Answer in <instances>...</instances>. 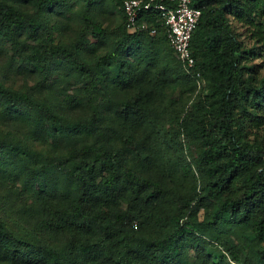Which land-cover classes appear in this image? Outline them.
Instances as JSON below:
<instances>
[{"label": "trees", "instance_id": "trees-1", "mask_svg": "<svg viewBox=\"0 0 264 264\" xmlns=\"http://www.w3.org/2000/svg\"><path fill=\"white\" fill-rule=\"evenodd\" d=\"M60 2L0 0V42L38 72L40 88L52 64L71 65L82 98L68 95L64 112L84 108L50 112L33 87L0 81L3 115L27 116L30 135L42 139L0 134V173L28 196L14 215L0 210V264H188L185 248L198 264H264V0H192L201 10L190 39L200 86L169 45L159 13L142 16L155 35L129 32L117 0L113 46L89 64L78 60L87 40L61 45L40 19ZM85 19L101 40V23ZM156 35L167 50L153 59L139 49ZM112 66L114 78L97 72ZM178 85L200 95L181 118ZM167 117L170 125L180 118L177 128L165 129ZM43 144L45 156L34 148ZM157 148L172 155L160 161ZM201 226L224 253L206 249Z\"/></svg>", "mask_w": 264, "mask_h": 264}, {"label": "rangeland", "instance_id": "rangeland-1", "mask_svg": "<svg viewBox=\"0 0 264 264\" xmlns=\"http://www.w3.org/2000/svg\"><path fill=\"white\" fill-rule=\"evenodd\" d=\"M20 4L24 10L29 11V13H34L30 4L22 3V1ZM86 16L101 23L102 28L105 29L106 34L101 40H98L97 37L92 35L90 27L88 26V20L85 19ZM40 19L41 21L43 20L47 28L46 30H50L53 34L55 42L61 45L72 46L76 44L78 37L87 40L83 52L78 53V60L89 64H94L93 60L95 58L99 60L103 54L112 48L116 39L113 31L116 29V26L122 22L120 5L117 3V0H61L55 12L49 14L44 13ZM233 26L236 28L237 32L243 34L245 27H242L237 22H233ZM159 38L160 35H156V42L149 43L147 47L139 49L140 52L148 49L153 59L161 56L167 49H164V43ZM241 38L247 46L252 45V42L244 37V35H241ZM166 48L170 50L169 46H166ZM156 51H158V55ZM134 56L135 54L130 52L128 55L129 60H134ZM172 56L173 57L169 59L174 61L175 57L173 54ZM139 59L144 66V56L140 55ZM254 62H259V59L255 58ZM97 72L101 75L109 76L110 79L114 78L116 74L114 66L108 69H97ZM37 73L38 72L27 65L21 57L14 54L9 44L0 42V81L2 83L19 89L33 87L37 95H39V98L47 105V110L54 113L57 111L64 112L67 109L69 104L67 103L68 95L74 96L77 101L82 98L80 92L82 86L81 83L75 81L76 71L71 65H66L62 62L52 64L47 74L48 80L41 88L37 86L39 80ZM203 83L204 81H202V85ZM109 86L114 88L111 84H109ZM123 95L126 96L128 93L124 92L122 96ZM173 97L178 100H176L178 110L180 111V108L182 109L179 114L181 118V116L185 114V111L191 109V105L199 100L200 95L198 92L184 91V88L178 85L173 92ZM83 110V107L76 106L69 112H64L62 114L68 113L74 116L75 114L79 115ZM180 118L174 119V125H170L168 123L171 122V118L167 117L165 129L170 131V129L177 128V122H179ZM31 128L32 124L27 116L18 113H14L11 117L4 116L0 110V134L4 133L8 135L9 138H13L14 136L23 138L24 134H27L33 140L41 143L42 139L37 133L33 131L30 135ZM183 138L182 136L181 142L187 147L186 140ZM34 148L42 153V156L48 155L50 151L46 144L37 145ZM167 155L171 156L172 151L167 153L166 150L161 149L159 151L157 148L154 153V157L156 159L158 158L160 161ZM2 169H0L1 172L3 171ZM58 176L57 174L56 177ZM11 185V180L5 178L0 173V210L3 215L7 213L8 215L6 214V216L8 217H10L9 215H14L17 210H20L17 208H19L25 200H28L27 195L20 194L17 190L18 183H16L14 188L11 187ZM184 185L187 186L188 183L184 182ZM182 191L184 194H181V198L186 199L185 194L190 190L184 187ZM199 216L200 220H202V211ZM23 218L26 219L27 217L23 216ZM199 228H201L199 239L202 240L201 243L206 246V249L208 251L214 250L224 253L223 248L219 246L218 241H216L214 237L215 232L210 228L207 229L202 226ZM53 242L57 241L54 240ZM183 253L189 262L188 264H198L196 263L195 254L191 248H185Z\"/></svg>", "mask_w": 264, "mask_h": 264}, {"label": "built area", "instance_id": "built-area-1", "mask_svg": "<svg viewBox=\"0 0 264 264\" xmlns=\"http://www.w3.org/2000/svg\"><path fill=\"white\" fill-rule=\"evenodd\" d=\"M125 25L129 32L157 33V27L142 19L144 15L159 13L165 25L169 45L182 62L185 70L197 79L200 86V71L190 51V39L201 10L192 5V0H123Z\"/></svg>", "mask_w": 264, "mask_h": 264}]
</instances>
